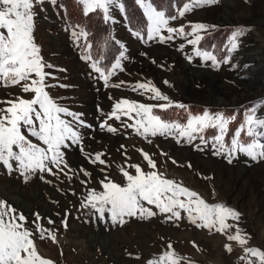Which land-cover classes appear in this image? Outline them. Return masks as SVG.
Here are the masks:
<instances>
[{
	"label": "rangeland",
	"instance_id": "1",
	"mask_svg": "<svg viewBox=\"0 0 264 264\" xmlns=\"http://www.w3.org/2000/svg\"><path fill=\"white\" fill-rule=\"evenodd\" d=\"M80 5L84 11L81 2ZM120 5L115 0L109 15L121 43L113 64L120 59L123 70L117 69L105 86L92 67L95 60L85 59L90 54L91 43L87 37L76 39L73 36L74 31L86 30L77 23L71 24L62 0H42L34 4L33 36L43 61L51 65L45 69L51 73L46 83L54 85L47 91L57 103L81 114L80 118L91 127L74 124L81 144L69 142L65 150L69 168L59 175L37 171L25 181L15 170V163L11 172L0 164V200L23 213L25 227L33 232L39 254L54 264H148L149 260L169 250L183 257L181 264H247V260L241 259L245 256L243 246L229 241L227 234L198 227L189 221L186 212L181 211L179 220H169V214L145 205L157 214L146 219L125 217L126 222L121 224L112 223L108 214L101 219L95 210L81 205L89 189L101 190L99 181L105 176L123 184L122 167L132 174L135 169L129 165L139 164L145 172L152 170L142 149L154 160V170L158 173L195 191L208 203H222L238 211L240 219L228 222L250 237L247 247L264 250V159L253 160L238 152L229 162L226 153L215 155L211 139L218 134L215 129L203 133L206 144L199 138L189 143L186 138L178 141L170 135L145 138L123 126L124 121L132 124V119L124 116L121 120L109 119L112 106L121 98L146 104L163 103L150 99L151 93L142 95L132 90L131 86L137 82L151 81L171 101L186 106L185 109L172 107L163 113L156 109L169 120L185 123L189 113L201 114L205 109L235 115L237 119L232 121L225 136V142L230 144L235 127L243 122L250 109L255 107L257 115L264 116L260 107V102L264 101V0H234L233 5L218 0L170 21L172 27L185 25L188 32L191 31L188 22L209 25L200 33L204 39L198 47L213 51L218 59L228 56L231 33L238 27L244 28L245 34L240 37L238 49L231 53L230 62L219 68L195 56L197 46L187 43L190 36H174L163 43L159 39L137 37L122 16ZM69 8L80 12L79 4L72 2ZM163 34L168 35L166 31ZM121 52L124 57L120 56ZM188 56L192 57L191 61ZM121 81L124 83L120 87L112 86ZM21 95L31 98L22 93L19 86L0 87V100ZM0 107L6 105L0 104ZM102 122L117 131L101 128ZM96 153H103L105 164L91 162ZM81 168L91 175L85 176ZM54 171L58 170L54 168ZM37 213L41 217L38 223L54 234L55 241L48 232L44 239L40 238L33 223ZM49 219L54 223L49 224ZM231 231L234 233L235 229ZM226 244L231 245V252L226 250Z\"/></svg>",
	"mask_w": 264,
	"mask_h": 264
},
{
	"label": "snow or ice",
	"instance_id": "2",
	"mask_svg": "<svg viewBox=\"0 0 264 264\" xmlns=\"http://www.w3.org/2000/svg\"><path fill=\"white\" fill-rule=\"evenodd\" d=\"M42 0H0V87L19 86L22 93L29 94L31 98L23 95L14 99L0 100V164L5 166L9 172L18 171L25 181L37 171L59 175L69 165L65 159V150L71 144L80 145L81 136L74 127H91L86 125L80 117L81 114L70 111L54 100L47 89L54 85L46 83L51 76L45 69L47 65L40 55V48L35 43L34 32V4ZM54 2V0H53ZM84 7V13L101 10L106 20L111 19L109 8L115 0H80ZM218 0H185L182 7L177 8L176 14H166L164 10H158L154 6V0H137L143 8L147 18V37L149 40L159 39L161 43L172 40L174 36L192 37L187 43L194 47V54L204 61H210L211 66L219 68L221 64L230 62L231 53L239 47V40L245 34L242 27L236 28L229 37L227 46L228 56L218 59L213 51L203 50L200 42L204 37L200 34L210 26L201 22H188L191 31L185 30V25L179 27L170 26V21L177 20L192 12L195 8L217 3ZM123 9V5H120ZM167 32V36L163 33ZM137 37L141 32H135ZM76 39L87 37V33L81 29L79 33L73 32ZM183 45H181V50ZM124 57V52L120 53ZM189 61L191 56L187 57ZM85 59L92 60L89 54ZM92 67L99 73L100 79L105 86L109 85L110 77L117 69L123 70L120 59L105 70L99 66L98 61H93ZM120 84L112 85L120 87ZM165 83H168L165 81ZM133 91H139L142 95L151 93L150 99L164 101L163 103H140L138 101L121 98L113 106L109 119L121 120V116L128 117L134 122L129 124L123 122L124 127L132 128L137 134L147 138L156 135L175 136L177 140L186 138L189 143L199 138L201 143H207L203 133L208 129L218 130L217 135L211 137L215 155L227 154L229 162L236 153H243L253 160L264 159V116L257 115L254 107L245 115L243 122L235 127L231 136L230 144L225 142V136L229 133L235 115H225L223 112H210L205 109L201 114L187 116L186 122L169 120L157 113L166 112L172 107L185 109L186 106L174 103L159 88L152 84L137 82L132 85ZM261 110L264 111V101L260 102ZM71 117V120L65 119ZM101 128H107L108 132H116L117 129L100 124ZM247 137L248 139H245ZM32 138H35L33 141ZM122 148L124 146H121ZM83 151V149L81 148ZM150 169L145 172L139 164L129 165L135 169L132 174L125 168L120 171L125 178L123 184L110 180L107 176L99 181L101 190L89 189L82 207L91 208L103 219L106 214L112 223H125V217L139 216L146 219L156 215L152 210L154 206L159 213L169 214L167 219L179 220L181 211L187 213V218L198 227L215 229L221 234H227L229 241H236L243 246L247 264H264V250L255 247H247L250 237L234 224L229 223L231 219L238 221L240 213L222 203H208L195 191L182 186L173 179L166 178L155 169L154 160L148 153L140 150ZM103 153H96L91 159L93 164H105L102 159ZM190 166V165H189ZM54 168L58 171H54ZM85 176L91 175L87 170L81 168ZM103 171V169H102ZM67 176L68 174L65 173ZM43 178V177H42ZM71 179V176H68ZM84 183H87L86 181ZM33 221L40 238H45V233L55 241V236L50 230L43 228L38 221L39 214H35ZM49 224L54 223L49 219ZM26 217L18 213L15 208L6 201L0 200V264H54V261L42 257L35 245L33 232L25 227ZM65 227L66 220L63 221ZM235 229L234 233L231 231ZM171 249V244L168 245ZM225 248L231 252L232 247L226 244ZM249 257L256 258L255 260ZM183 257L175 251H164L158 257L149 260L148 264H181Z\"/></svg>",
	"mask_w": 264,
	"mask_h": 264
},
{
	"label": "trees",
	"instance_id": "3",
	"mask_svg": "<svg viewBox=\"0 0 264 264\" xmlns=\"http://www.w3.org/2000/svg\"><path fill=\"white\" fill-rule=\"evenodd\" d=\"M122 1L131 26L146 34L147 19L140 4L137 3V0ZM72 2L79 4V13H75L69 8ZM184 2L185 0H154V5L169 14H175L177 8L182 7ZM62 3L67 8V15L71 24L77 23L85 28L88 35L87 41L91 43L92 58L107 70L121 49L120 43L114 38L111 20H106L101 10L86 15L78 0L77 2L62 0Z\"/></svg>",
	"mask_w": 264,
	"mask_h": 264
},
{
	"label": "crops",
	"instance_id": "4",
	"mask_svg": "<svg viewBox=\"0 0 264 264\" xmlns=\"http://www.w3.org/2000/svg\"><path fill=\"white\" fill-rule=\"evenodd\" d=\"M121 4H122V2H121V0H118ZM123 5V4H122ZM142 10H143V8H142ZM110 16V15H109ZM122 16H125V18H126V13H125V11H124V6H123V9H122ZM127 20V19H126ZM132 30V32H136V30H135V28H133V27H130ZM135 38H136V36L135 35H133Z\"/></svg>",
	"mask_w": 264,
	"mask_h": 264
},
{
	"label": "bare ground",
	"instance_id": "5",
	"mask_svg": "<svg viewBox=\"0 0 264 264\" xmlns=\"http://www.w3.org/2000/svg\"><path fill=\"white\" fill-rule=\"evenodd\" d=\"M224 2L226 3V4H234V0H224ZM236 5H238L237 3H236ZM236 7V6H235ZM245 13V12H244ZM227 15V13L225 14V17H228V16H226ZM263 65V64H262Z\"/></svg>",
	"mask_w": 264,
	"mask_h": 264
}]
</instances>
